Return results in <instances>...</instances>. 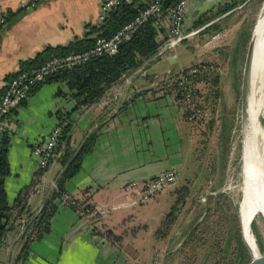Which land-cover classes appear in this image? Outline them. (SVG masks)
<instances>
[{
    "label": "crops",
    "instance_id": "0c3cea01",
    "mask_svg": "<svg viewBox=\"0 0 264 264\" xmlns=\"http://www.w3.org/2000/svg\"><path fill=\"white\" fill-rule=\"evenodd\" d=\"M18 1L0 0V14L13 12L11 19L0 22V94L11 76L7 75L20 68V60L31 58L47 45H64L80 38L100 21V0H34V6L24 8ZM224 1L188 0L184 28L199 29L169 49L162 48L164 18V31L157 34L162 41L155 53L110 84L96 101L72 109L73 100L64 94L65 82L47 79L10 109L3 128L7 172L2 185L11 208L0 245V264H13L29 221L40 210L61 169L58 151H53L46 167L38 169L31 150L48 135L60 112L65 113L62 116L70 127L71 148L79 147L90 133L93 142L80 156L78 169L63 182L60 197H70L76 205L60 204V197H53L55 207L46 229L29 239L21 264H143L139 248L150 245L156 251L151 260L159 256L163 261L170 239L155 237L153 230L165 210L170 188L135 205L134 190L125 192L123 186L129 180L142 181L166 169L179 171L185 165L188 118L164 78L167 71L197 62L210 50L205 44L220 30L206 36V41L199 42L200 36L212 30L207 29L211 22L219 26L232 11L196 27L191 24ZM187 47L190 56L183 61ZM84 203L98 204L102 212L89 213L82 207ZM105 229L119 237H106Z\"/></svg>",
    "mask_w": 264,
    "mask_h": 264
},
{
    "label": "rangeland",
    "instance_id": "374dc122",
    "mask_svg": "<svg viewBox=\"0 0 264 264\" xmlns=\"http://www.w3.org/2000/svg\"><path fill=\"white\" fill-rule=\"evenodd\" d=\"M263 1L246 0L244 3L239 2L241 4L238 3L239 6L234 7L232 12L230 11V15H226L220 21L221 23L219 22V28L204 32L198 40L199 42L206 41V36L214 33L215 30H220L211 42L205 44L210 50L205 51L199 58L200 60L197 61L211 65L209 70L211 79L209 78L206 83L196 81L192 85V88L194 87L196 90L193 97L196 110L192 111L190 106L185 104L191 113L194 112L192 116L191 113L186 116L190 136L186 163L179 171L177 170L175 179L161 190L167 192L170 188L168 202L163 211V214L169 211L174 216L165 235L170 239V243L165 248L166 253L163 261L160 260L159 256L151 260L152 254L156 253L152 245L144 250L139 248V252H141L140 263L212 264L221 252L215 251V247L208 250L210 244H215L217 241L222 242L225 238V232L230 234L229 228L232 227L231 220L224 221L222 218L224 211L229 209L227 208L229 203L230 205L235 204L240 217L241 142L238 118L243 109L242 106L240 110V88L246 46L242 47L238 41V33L242 28L249 27L251 30L257 19V13L264 5ZM190 52L189 48L185 50L182 57L183 61L189 59ZM215 75L217 78L213 79ZM254 91L257 94L255 97L257 99L255 134L259 152L264 156V84H259ZM225 112L233 116V126L230 129L229 149L223 165L224 168L221 171L222 161L216 135L220 116ZM220 176L223 178L221 184L218 185ZM182 184L187 186L188 192L178 200L175 198L173 190ZM263 186L264 181L259 179L255 183L251 195L252 205L257 213L251 223L254 224V227L251 225L252 244L251 237L244 232L240 218L242 234L251 248L264 241V219L259 215L261 211L264 213V196L261 194V190L264 189ZM218 190L225 191L231 202L219 197L215 203H211L212 207L208 209V214L205 215L207 211L202 214L203 210H200V206H207L205 205L207 204L206 195L214 194ZM192 230H194V234L190 235ZM255 234L258 241L255 240ZM206 250L208 251L206 252Z\"/></svg>",
    "mask_w": 264,
    "mask_h": 264
},
{
    "label": "trees",
    "instance_id": "16d2710c",
    "mask_svg": "<svg viewBox=\"0 0 264 264\" xmlns=\"http://www.w3.org/2000/svg\"><path fill=\"white\" fill-rule=\"evenodd\" d=\"M176 0H162L160 3V12L157 15L149 16L143 22L138 24L135 29L129 34L127 38L120 40L115 51L111 53H101L85 60L77 62L69 67H61L55 72L47 75L43 80H57L65 82L66 91L64 94L73 100V108H79L81 106L88 105L96 101L104 92V90L113 82L119 80L123 74L127 73L130 69L137 67L141 62L155 53L161 39H157V34L164 31L162 20L168 13L169 8L173 5ZM243 0H226L212 11L201 14L196 20L192 22V26L196 27L207 22L214 16H217L227 10L231 9ZM145 2L143 0H133L127 3H120L115 8L108 11L106 16L100 20L96 25L90 26V30L85 32L82 37L74 38L64 45H47L41 50L37 51L31 58H27L19 61V69H25L33 65H37L46 58L55 55L62 54L68 51L81 50L90 46L95 36H109L112 34L122 23L129 20L134 16L139 8H141ZM24 8L23 6H20ZM228 11V12H229ZM13 17V12L4 13V23L8 19ZM219 28L217 24L210 23L207 29ZM94 35H89V33ZM250 29L242 28L238 33V41L242 47H245L249 38ZM197 62L190 63L180 68L182 76V82L178 85L176 80L171 84V88L174 91L175 98L178 99L179 104L182 106L183 113L188 116L191 112L183 102L182 92L186 87L192 88V85L196 81H204L205 83L209 80L210 72H192L190 71L191 66ZM205 63V62H204ZM208 64V63H206ZM18 69V70H19ZM15 73V72H14ZM14 73L7 75L9 77ZM217 78V75L213 79ZM211 79V78H210ZM42 81V80H41ZM37 82L35 85H37ZM33 85L31 88H33ZM30 88V89H31ZM29 89V90H30ZM194 87L191 89V96L194 97ZM64 112L58 114L57 122L62 119ZM232 115L228 112L222 114L219 120V126L217 128V139L219 141V151L221 157V171L226 160L230 144V129L233 126ZM70 127L68 123H64L60 127L59 135L57 136L54 147V152H59V161L61 163V169L57 173L55 183L51 189L48 197L45 199L43 205L36 215H34L29 221L28 229L26 228L19 251L13 260V264H21L25 254L27 253V244L29 239L33 236H38L42 230L46 229V224L51 210L55 207V203L52 202L53 197H60L63 192V182L65 179L70 177L79 166V159L83 152L88 150L93 142L94 135L90 133L80 144L79 147L71 148L69 146ZM6 147H7V135L5 130H0V245L2 243V236L6 228V224L9 222V209L11 205L7 203L3 185L2 177L7 172V160H6ZM222 176H220L218 185L222 182ZM188 192V188L185 184L174 188L173 193L175 198L180 200L185 193ZM254 194V193H253ZM261 194L264 196V190H261ZM207 205L206 207L200 206L202 214L204 211L208 214V209L212 207L211 203H215L218 198H225L226 201L231 202L228 194L223 190H218L214 194H207ZM67 204L74 205L68 202ZM89 204H84L82 207H89ZM227 210L224 211L222 217L224 221L231 220L232 227L229 228L230 234L225 232V238L222 242L217 241L215 244H210V249L215 247V251L221 252L219 256L213 261L212 264H237L241 258L246 254L247 249L243 243L241 237V228L239 221V214L235 204H228ZM204 215V217H205ZM202 218V220L204 219ZM174 216L171 212H165L158 221L157 225L153 230L155 237H164L168 230L169 225L172 223ZM254 227V224H251ZM197 226L195 227V229ZM228 231V230H227ZM232 231V232H231ZM254 232V228H253ZM255 233V232H254ZM194 234V230L190 235ZM105 236L116 239L119 236L114 235L110 230L105 229ZM245 237V236H244ZM255 240L258 241L255 234ZM263 242V241H262ZM260 242V243H262ZM258 243L257 245H259ZM206 250V252L208 251ZM226 252L228 253L226 255Z\"/></svg>",
    "mask_w": 264,
    "mask_h": 264
},
{
    "label": "built area",
    "instance_id": "2783aa9c",
    "mask_svg": "<svg viewBox=\"0 0 264 264\" xmlns=\"http://www.w3.org/2000/svg\"><path fill=\"white\" fill-rule=\"evenodd\" d=\"M133 0H100L98 18L102 20L108 11L115 8L120 3H127ZM162 0H147L146 3L137 10L132 18L122 23L112 34L109 36L97 35L94 38L93 43L81 50L68 51L62 54L52 55L37 65L30 66L25 69L17 70L12 76H10L0 94V130H2L6 124L5 116L29 91V89L37 82L43 80L47 75L55 72L61 67H69L77 62L87 59L88 57L101 54L111 53L116 50L120 40L127 38L129 34L135 29V27L147 19L149 16L157 15L160 12V3ZM188 0H176L169 8L168 13L165 15L166 22L163 25L166 28V35L162 43L163 49H169L176 43L183 41L186 38H190L198 29H185L184 28V12ZM18 4L23 7L34 6V0L24 1L19 0ZM4 21V13L0 14V22ZM218 34L213 35L216 37ZM211 69V65L197 62L191 66L192 72H207ZM164 82L171 86L172 82L176 80L179 85L182 82V76L180 69L177 71L169 72L165 74ZM191 89L186 87L182 92L183 102L190 106L192 111L196 110L194 107L193 97L191 96ZM194 112L190 115L192 116ZM66 118L63 117L57 122L49 131L48 135L40 142H36L31 150L36 156V166L38 169H43L48 164L50 158L53 155V150L56 145V139L59 135L60 127L66 122ZM177 175V170L174 168L166 169L158 172L142 181L129 180L124 186L125 192L133 189L134 198L132 202L135 205L146 203L156 194L161 192L170 182H172ZM37 184L33 185L36 188ZM60 204H67L68 202L76 205L74 199L70 197H60ZM85 204V203H84ZM82 204V206L84 205ZM89 213H101L100 206L98 204H92L89 207L84 208ZM155 264V263H150Z\"/></svg>",
    "mask_w": 264,
    "mask_h": 264
},
{
    "label": "bare ground",
    "instance_id": "6f19581e",
    "mask_svg": "<svg viewBox=\"0 0 264 264\" xmlns=\"http://www.w3.org/2000/svg\"><path fill=\"white\" fill-rule=\"evenodd\" d=\"M248 55L249 59L245 75L246 91L242 104L243 109L238 118L241 142V199L239 207L244 232L251 237L252 244L251 223L257 213L252 205L251 195L255 183L259 179L264 181V156L259 152L255 134L257 100L255 97L257 94L254 91L259 84H264L262 83L264 80V5L261 6L257 13V19L251 30ZM247 246L251 248L248 243ZM254 264H264V256L258 257Z\"/></svg>",
    "mask_w": 264,
    "mask_h": 264
},
{
    "label": "water",
    "instance_id": "95a60500",
    "mask_svg": "<svg viewBox=\"0 0 264 264\" xmlns=\"http://www.w3.org/2000/svg\"><path fill=\"white\" fill-rule=\"evenodd\" d=\"M251 30H252V27H251ZM251 30H250L249 38H248V41L246 44V50H245V55H244L243 68H242L243 71H242V79H241L242 83H241V88H240V103H241L240 110H241V107L243 104L244 95H245V91H246L245 75H246L248 59H249L248 58V56H249L248 51H249ZM259 215L264 219V213L262 211L259 213ZM239 221H240V217H239ZM240 228H241V226H240ZM241 237H242L243 243L247 249V252L237 264H253L257 260L258 257L264 255V241L262 243H260L259 245H254L253 248H249L247 246V241H246L245 237H243L242 231H241ZM253 242H254V238H253Z\"/></svg>",
    "mask_w": 264,
    "mask_h": 264
}]
</instances>
